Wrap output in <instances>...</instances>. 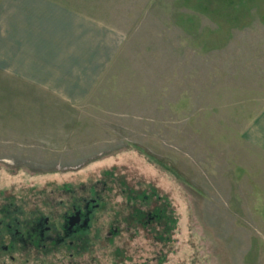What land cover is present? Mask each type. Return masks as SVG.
I'll return each mask as SVG.
<instances>
[{
    "label": "rangeland",
    "instance_id": "374dc122",
    "mask_svg": "<svg viewBox=\"0 0 264 264\" xmlns=\"http://www.w3.org/2000/svg\"><path fill=\"white\" fill-rule=\"evenodd\" d=\"M56 1L119 50L48 119L0 100V219L98 208L82 246L0 264H264V0Z\"/></svg>",
    "mask_w": 264,
    "mask_h": 264
},
{
    "label": "crops",
    "instance_id": "0c3cea01",
    "mask_svg": "<svg viewBox=\"0 0 264 264\" xmlns=\"http://www.w3.org/2000/svg\"><path fill=\"white\" fill-rule=\"evenodd\" d=\"M119 45L115 30L56 0H1V103L29 119H48L56 100L79 104Z\"/></svg>",
    "mask_w": 264,
    "mask_h": 264
},
{
    "label": "flooded vegetation",
    "instance_id": "af4514ba",
    "mask_svg": "<svg viewBox=\"0 0 264 264\" xmlns=\"http://www.w3.org/2000/svg\"><path fill=\"white\" fill-rule=\"evenodd\" d=\"M97 208V196L75 199L59 224L41 212L22 219L21 209H4L0 219V260L4 253L13 259L12 254L20 247L49 254L57 248L82 246Z\"/></svg>",
    "mask_w": 264,
    "mask_h": 264
}]
</instances>
